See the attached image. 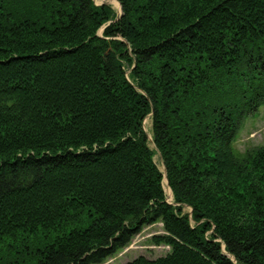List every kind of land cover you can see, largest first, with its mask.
Here are the masks:
<instances>
[{"label": "trees", "instance_id": "obj_1", "mask_svg": "<svg viewBox=\"0 0 264 264\" xmlns=\"http://www.w3.org/2000/svg\"><path fill=\"white\" fill-rule=\"evenodd\" d=\"M117 1L0 0V264H264V0Z\"/></svg>", "mask_w": 264, "mask_h": 264}, {"label": "rangeland", "instance_id": "obj_2", "mask_svg": "<svg viewBox=\"0 0 264 264\" xmlns=\"http://www.w3.org/2000/svg\"><path fill=\"white\" fill-rule=\"evenodd\" d=\"M95 4L102 3L109 4L116 13V18L121 14L120 4L117 0H93ZM105 25V24H104ZM103 25V26H104ZM103 26L98 30V34L102 33ZM144 129L150 137V119L146 117L144 120ZM264 144V104L260 105L257 110L245 117L238 128L236 136L233 140L234 149L242 153L248 148ZM153 147V144L150 143ZM153 160L158 169L164 174V167L158 153L153 155ZM162 188L165 195V200L174 204L173 196L170 187L167 184L165 176L161 181ZM183 212L189 214L190 207L183 205ZM162 227L160 222H155L149 225H145L140 232H138L130 242L122 249L107 257L101 264H123L124 262L133 259L138 255H143L148 258H155L165 254L169 247L163 244H154L150 240L152 235L162 233Z\"/></svg>", "mask_w": 264, "mask_h": 264}]
</instances>
